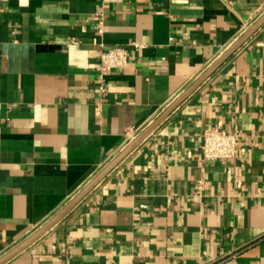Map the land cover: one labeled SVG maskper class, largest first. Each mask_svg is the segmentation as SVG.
Masks as SVG:
<instances>
[{
	"label": "crops",
	"instance_id": "obj_1",
	"mask_svg": "<svg viewBox=\"0 0 264 264\" xmlns=\"http://www.w3.org/2000/svg\"><path fill=\"white\" fill-rule=\"evenodd\" d=\"M263 13L264 0H0V256ZM116 45L129 63L102 95L100 51ZM215 126L240 129L236 158H203ZM4 264H264V24Z\"/></svg>",
	"mask_w": 264,
	"mask_h": 264
},
{
	"label": "water",
	"instance_id": "obj_2",
	"mask_svg": "<svg viewBox=\"0 0 264 264\" xmlns=\"http://www.w3.org/2000/svg\"><path fill=\"white\" fill-rule=\"evenodd\" d=\"M264 24V13L228 47L210 65V67L198 77L179 97H177L167 109L143 129L130 143L115 156L93 179H91L64 207L55 213L38 230L17 244L15 247L0 256V264H4L16 254L27 248L58 221L65 217L120 161H122L135 147H137L186 97H188L203 81H205L221 64L227 60L242 44Z\"/></svg>",
	"mask_w": 264,
	"mask_h": 264
},
{
	"label": "built area",
	"instance_id": "obj_3",
	"mask_svg": "<svg viewBox=\"0 0 264 264\" xmlns=\"http://www.w3.org/2000/svg\"><path fill=\"white\" fill-rule=\"evenodd\" d=\"M98 34L104 32V16L99 13ZM129 63L128 52L125 47L116 45L113 47H104L100 51L99 62V90L105 95L108 90V75L116 69L123 68ZM240 129L228 131L221 126L206 128L202 133V153L204 159H234L241 150Z\"/></svg>",
	"mask_w": 264,
	"mask_h": 264
}]
</instances>
